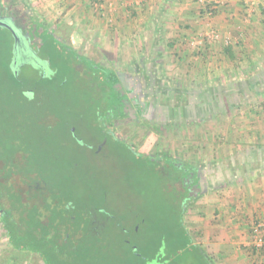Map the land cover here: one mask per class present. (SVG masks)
Here are the masks:
<instances>
[{
  "label": "rangeland",
  "instance_id": "1",
  "mask_svg": "<svg viewBox=\"0 0 264 264\" xmlns=\"http://www.w3.org/2000/svg\"><path fill=\"white\" fill-rule=\"evenodd\" d=\"M2 1L0 17L5 11ZM9 2L15 10L27 11L25 14L44 24L50 33L60 36L64 15L43 12L32 0ZM209 30L207 27L204 34ZM63 34V48L65 44L76 46L80 56L96 65L124 77L138 76L145 100L156 104L149 121H141L143 126L138 129L108 123L116 137L126 144L110 139L98 155L89 145L101 141L96 129L102 121L93 114L97 99L98 103H105L102 89L92 91L95 89L90 81L65 64L56 72L53 83L40 85L43 92L37 101L39 107L32 109L30 101L22 98L14 83L8 81L6 67L10 54L14 60V38L0 26V129L9 128L15 133L21 130L27 145L37 141L41 152H45L37 158L41 161L40 174L55 185L57 182L60 197L67 194L70 198L76 229L87 218H92L91 224L96 227L90 235H82L92 241L84 244L90 258L83 263L76 260L74 264H258L260 258H255L258 251L254 246L259 237H264V218L258 213L264 207V191L259 184L264 182V164L244 179L235 178L233 173L239 158L252 156L254 149L256 155L264 157V64L255 62L242 67L245 63L241 60L237 67L231 62L227 66L226 59L222 67L219 58L214 62L202 57L199 62L203 72L199 74L209 82L188 83V66H168L169 60L156 62L157 55L147 48L142 55L132 56L137 58L135 61L127 63L122 62L115 45L113 52H108L88 32L80 33V46L76 45V38H63L67 37ZM35 64L38 63L31 62L19 70L27 86L34 82ZM196 67L195 73L198 64ZM202 91L209 94L207 99L200 97ZM71 127L88 147L74 142ZM9 137L8 143L14 145L12 136ZM150 156L154 160L168 156L178 165L198 171L205 191L198 199L186 202L182 187L164 175L176 170L167 167L165 161L151 163L147 158ZM224 156L231 160L223 159ZM18 163L23 173H28V156ZM5 166L0 161V169ZM9 183L15 191L23 188L27 195V185L20 183L18 174H12ZM255 189L261 192L255 194ZM183 201L186 203L181 218L179 204ZM254 205L258 211L253 214L250 207ZM241 216L243 219L237 220ZM210 227L212 233L208 232ZM126 242L136 247L138 257ZM8 249L9 241L0 220V254Z\"/></svg>",
  "mask_w": 264,
  "mask_h": 264
},
{
  "label": "crops",
  "instance_id": "2",
  "mask_svg": "<svg viewBox=\"0 0 264 264\" xmlns=\"http://www.w3.org/2000/svg\"><path fill=\"white\" fill-rule=\"evenodd\" d=\"M32 1L43 12L64 15L62 19L65 25L60 30L58 37L60 41H63L61 35H64V32L67 37L63 36V38L72 36L76 38L78 43L76 45L80 46L79 43L82 41L80 33L88 32L87 35L98 39L108 52H113L115 45L118 48L120 59L127 63L130 60L135 61L137 58L132 56L142 55V51L146 50L144 48H147L157 55L156 62L169 60L170 64L166 63L168 66H171L172 63L175 67L188 66L186 75V78H189L188 83L193 81L198 84L204 81L209 82L206 77L199 74V72H203V64L201 65L199 62L202 57L203 59L211 58L214 62L219 58L221 62L218 64L222 67L227 62L226 59L229 60L227 64L231 62L236 67L241 60L245 63L242 67H250L255 62L264 64V2L250 7V0H210L217 4V10L214 17L209 19L199 0H107L113 2L117 7V21L115 25L111 26L95 13L92 8L93 0ZM208 24L220 32L222 40L215 42L203 40ZM74 29L79 33L74 32ZM225 39H229L230 44H225ZM67 47L69 48L65 44V48ZM165 52L168 53V56ZM153 62L155 63V61ZM197 64L199 68L195 73ZM209 78L211 80V77ZM201 96L207 99L209 94L204 93ZM256 147L255 144L254 148ZM256 153L257 150L254 149L253 154H250L252 156L247 155V158H239L238 165L234 168L236 169L233 173L235 178L244 179L245 176L251 174L250 172L257 169L256 167H262L264 157L258 156ZM226 159L231 160V158ZM220 162L223 164L222 161ZM220 176L223 179L226 177L223 173ZM259 184L263 192L264 182ZM251 191L253 192V190ZM254 191L255 194L261 192L257 189ZM250 208L253 214L258 211L255 205ZM258 213L261 215L260 217L264 218V207ZM241 218L243 219L242 216L237 217V220H241ZM211 230L213 228L210 227L208 232L212 233ZM254 249L258 251L255 258H260L258 264H264V250L260 252L261 248L259 249L258 246H254ZM4 253H1L0 257Z\"/></svg>",
  "mask_w": 264,
  "mask_h": 264
},
{
  "label": "trees",
  "instance_id": "3",
  "mask_svg": "<svg viewBox=\"0 0 264 264\" xmlns=\"http://www.w3.org/2000/svg\"><path fill=\"white\" fill-rule=\"evenodd\" d=\"M9 1H2V6L5 8L4 12L12 13L17 20L18 27L30 30L32 42L40 50L41 56L43 58L48 57L52 62L53 69L59 70L64 66L61 61L64 59H62V53H59V50L64 49V52H66V48L60 46L58 36L50 33L44 24L38 20H35L29 15H25L27 11L23 15L22 11L15 10ZM68 49L70 50L72 48L67 47ZM70 51L73 53V50ZM10 52L12 53V51ZM68 52L66 54L70 56L71 52ZM14 56L15 54L13 58ZM11 61L12 54H10L9 63L6 67L8 81L14 83L22 98L25 97L30 101L32 109H37L39 107L37 101L41 98L40 93L43 92L40 85L49 82L53 83L57 75L54 80L43 79L37 70H35L34 82L31 86H27L22 80L20 72L16 76L14 71H12L13 64ZM87 63L90 71L97 72L98 67L93 62ZM66 64L67 68H69L68 62ZM69 70L72 71L71 68ZM103 79L105 80L104 74ZM0 85L2 84L0 83ZM109 85L116 94L117 90L114 89V82H111ZM47 87L51 91L50 86L46 85V89H48ZM23 93H27V96H24ZM20 94L16 95L20 97ZM9 135L12 136L14 145L8 143L7 140L11 139ZM37 150L39 151L37 152ZM44 153L41 152V147L37 141L27 145L26 141H23L21 130L15 133V130L13 131L9 128L4 130L0 129V161L6 164L4 169H0V174L2 173L3 175V178L0 179V212L2 214L1 222L3 229L10 245V249L5 251L4 255L0 257V264H11V262L12 264H39V262L36 263V260H40L44 264H74L76 260L83 263L90 258L86 256L88 250L84 244L87 243H78L75 239V234L73 233L74 213L70 208L72 205L70 198L67 194L64 197H60L57 182H55V185L52 183V180L40 174L41 167H38L40 159L38 160L37 158L43 156ZM27 156L29 171L25 173V177L32 181V184L38 182L39 187L47 188L49 192L46 196L45 194L35 193L29 197L24 193L15 191V187L8 183L11 180L12 174H24L23 172L25 171L19 168L18 161L22 162ZM175 170L177 171L179 169L175 168ZM2 179H5L6 182L2 181ZM179 205L182 218L183 207L181 204ZM128 245L130 246V244ZM130 248L134 252V256L138 257L136 247L132 245ZM32 256L36 257L32 261H29L32 259Z\"/></svg>",
  "mask_w": 264,
  "mask_h": 264
},
{
  "label": "flooded vegetation",
  "instance_id": "4",
  "mask_svg": "<svg viewBox=\"0 0 264 264\" xmlns=\"http://www.w3.org/2000/svg\"><path fill=\"white\" fill-rule=\"evenodd\" d=\"M18 11H22L23 12L22 14L24 15L23 10L19 9ZM1 18H3L5 21L8 22L13 20L15 24V28L13 27V29L6 27L5 28L13 36L14 44L16 37L19 42L20 56L18 59V71L28 67V65L31 62L38 63L35 64L36 66L34 65L33 68L40 71L41 78L54 80L56 78V72L58 70L53 69L52 62L49 60L48 57L43 58V56H41L40 50L37 49L32 42L30 30H27L25 28L21 29L20 27H18L17 20L10 12L9 13L4 12V15ZM75 48L77 47L70 49L73 50V53L69 51V53L71 52L70 56H68L64 52V50H59V53L60 52L62 53V59H64L61 60L63 65H65L66 62H68V67L72 69V72L74 71L76 74L90 81L89 84H91L93 89H95L92 91L97 92L100 89H102L103 94L105 93L106 95V100L104 104L98 103L99 99L96 100V102L97 101L98 102L95 105L94 114H93L97 118V120L99 119L102 121V123H100V126L96 129L97 130L96 132L99 135L97 139H100L101 141L100 142L95 141L94 144L89 145L90 150L94 151L98 155H101L104 152V148L108 143V141H110V139L115 140L120 145H123L125 143L124 141L116 137L115 134L116 131H112L109 128L108 123L109 124L113 123L118 128H123L124 126H126L125 128H127V125H129V126H135L138 129L139 127L143 126V124H140L141 121H146V122L149 121V116L155 110L156 104L148 103L145 100V93L142 91L140 78L138 76L124 77L121 73H114L112 70L106 67H103L101 65H96L94 61H92L91 59L84 56H80L76 52ZM87 62L89 63L93 62L94 65L98 67V69L96 70L97 72L90 71ZM14 67H15V59L13 60V69ZM103 74L105 80L103 79ZM111 82H114V89L117 90L116 94L112 91L109 85ZM24 96H27V93H24ZM80 120H84V119L81 117ZM70 133L74 142L77 145H79L80 147H88L85 142L81 141L82 139L77 136L76 131L72 127L70 129ZM130 148L133 152H135L134 147H130ZM147 158L150 159L151 163L152 162L156 163V160H158L159 163L164 164L163 161H165V163H167V167L172 166L173 169L175 168L179 169L175 172H164V175L166 176L167 179H169V181L174 180L172 181L173 183H175L176 185L178 184L182 187V190L185 193L183 195L184 200L186 202L198 199L200 195L205 191L206 189L205 182L198 171L189 169L187 168V166H183L181 164L178 165L173 161L172 158L168 156H162V157L159 156L156 160H154V158L151 156ZM24 175L25 174L22 175L19 174L20 183L27 185L28 188L27 195L29 197H31L35 193L45 194V196L47 195V193L49 192L47 188L38 187V185L36 184H35L36 186L33 185L32 182L29 179H27ZM19 191H21L19 193H23L24 189L20 188ZM185 201L181 203V206L183 207V212L185 210L184 209L186 203ZM1 215L2 214L0 212V220L2 217ZM91 222H93V219L87 218L86 221L79 222V225L81 227H79L78 229H76L77 225L73 227L74 230L73 233L75 234L74 236L78 243L84 242L89 244V242H92L89 239H87L88 241L83 239L84 237L82 236L84 234L86 237L87 232L90 235L91 234L90 232L96 229V227L93 224H91ZM35 257L36 256H32V259L30 260L35 259Z\"/></svg>",
  "mask_w": 264,
  "mask_h": 264
},
{
  "label": "built area",
  "instance_id": "5",
  "mask_svg": "<svg viewBox=\"0 0 264 264\" xmlns=\"http://www.w3.org/2000/svg\"><path fill=\"white\" fill-rule=\"evenodd\" d=\"M201 5L204 7V11L206 16L211 19L215 15V11L217 10V4L210 0H199ZM264 2V0H250L249 4L250 7H255L257 5H260ZM92 8L100 15L103 19L106 20V22L109 25H114L117 21V7L114 5L113 2L107 1V0H93ZM209 31L204 34L203 40L214 42V41H220L222 40V37L218 31L214 29V27L211 24H208ZM225 44H230L229 39H225ZM262 226H259L261 228ZM257 228V229H259ZM256 246L259 248H264V237H259Z\"/></svg>",
  "mask_w": 264,
  "mask_h": 264
},
{
  "label": "water",
  "instance_id": "6",
  "mask_svg": "<svg viewBox=\"0 0 264 264\" xmlns=\"http://www.w3.org/2000/svg\"><path fill=\"white\" fill-rule=\"evenodd\" d=\"M9 22L8 21H5L3 18L0 17V26L1 27H4V28L6 27V28H10V29H13V27L15 28V24H14L13 20L12 21H9ZM14 51H15V57H14V59H15L14 74L16 76H18V74H19V71H18V59H19V56H20V46H19V42L17 40V37L15 38Z\"/></svg>",
  "mask_w": 264,
  "mask_h": 264
}]
</instances>
